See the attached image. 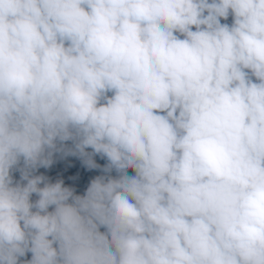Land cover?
Returning <instances> with one entry per match:
<instances>
[{
  "label": "clouds",
  "instance_id": "9594fccd",
  "mask_svg": "<svg viewBox=\"0 0 264 264\" xmlns=\"http://www.w3.org/2000/svg\"><path fill=\"white\" fill-rule=\"evenodd\" d=\"M0 264H264V0H0Z\"/></svg>",
  "mask_w": 264,
  "mask_h": 264
},
{
  "label": "rangeland",
  "instance_id": "374dc122",
  "mask_svg": "<svg viewBox=\"0 0 264 264\" xmlns=\"http://www.w3.org/2000/svg\"><path fill=\"white\" fill-rule=\"evenodd\" d=\"M87 151H91V149H87ZM53 161L50 168H39L35 174L44 175L52 182L62 179L65 186L74 188L77 179L90 171L82 165L81 160L77 157L68 156L62 158L60 155H55ZM13 175L14 179L19 180V172H14ZM40 186L43 187V185ZM36 199L37 197L34 194L32 200L35 201ZM51 210L50 208L49 211ZM24 259H31V255L28 253L26 257L21 258V260Z\"/></svg>",
  "mask_w": 264,
  "mask_h": 264
},
{
  "label": "trees",
  "instance_id": "16d2710c",
  "mask_svg": "<svg viewBox=\"0 0 264 264\" xmlns=\"http://www.w3.org/2000/svg\"><path fill=\"white\" fill-rule=\"evenodd\" d=\"M226 22L231 23V17H229V20ZM222 23H225V21H222ZM94 159L101 166H103L106 163V161L101 159L99 156L94 157ZM100 174L101 173L98 170H90L89 173H87L86 175L79 177L74 186V188L76 189V194L82 195L85 189L87 188L89 182L91 181V179H93L94 177ZM129 174H132L131 170H129ZM113 175H115V173H113ZM29 254L31 255V253Z\"/></svg>",
  "mask_w": 264,
  "mask_h": 264
}]
</instances>
